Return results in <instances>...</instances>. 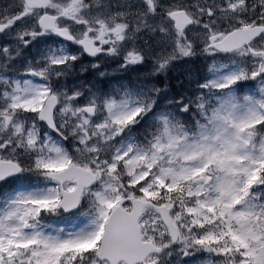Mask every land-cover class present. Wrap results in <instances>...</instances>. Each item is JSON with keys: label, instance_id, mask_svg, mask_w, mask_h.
Listing matches in <instances>:
<instances>
[{"label": "snow or ice", "instance_id": "6c2138e0", "mask_svg": "<svg viewBox=\"0 0 264 264\" xmlns=\"http://www.w3.org/2000/svg\"><path fill=\"white\" fill-rule=\"evenodd\" d=\"M0 264H264V0H0Z\"/></svg>", "mask_w": 264, "mask_h": 264}]
</instances>
